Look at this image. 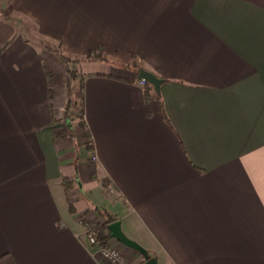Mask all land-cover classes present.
<instances>
[{
	"label": "crops",
	"instance_id": "obj_1",
	"mask_svg": "<svg viewBox=\"0 0 264 264\" xmlns=\"http://www.w3.org/2000/svg\"><path fill=\"white\" fill-rule=\"evenodd\" d=\"M15 13L79 59L70 83ZM0 14V264H108L81 234L98 211L158 264H264V0H0Z\"/></svg>",
	"mask_w": 264,
	"mask_h": 264
},
{
	"label": "built area",
	"instance_id": "obj_2",
	"mask_svg": "<svg viewBox=\"0 0 264 264\" xmlns=\"http://www.w3.org/2000/svg\"><path fill=\"white\" fill-rule=\"evenodd\" d=\"M141 84H145V80H139ZM79 223L83 227L81 234L85 238V242L91 250V253L108 264H134L116 247L112 246V241L100 243L97 239L95 225L89 215H83L79 218Z\"/></svg>",
	"mask_w": 264,
	"mask_h": 264
},
{
	"label": "water",
	"instance_id": "obj_3",
	"mask_svg": "<svg viewBox=\"0 0 264 264\" xmlns=\"http://www.w3.org/2000/svg\"><path fill=\"white\" fill-rule=\"evenodd\" d=\"M138 79L145 80L149 83L156 92L159 93V88L163 79L155 75L154 73L145 70L144 68H140L138 70ZM109 235L111 238L115 239L120 244L135 250L136 252L140 253V255L144 258L143 264H158L157 258L155 256H151L148 254L147 250L139 244L137 241L129 238L121 228V221L116 219L112 222H109L106 226Z\"/></svg>",
	"mask_w": 264,
	"mask_h": 264
},
{
	"label": "trees",
	"instance_id": "obj_4",
	"mask_svg": "<svg viewBox=\"0 0 264 264\" xmlns=\"http://www.w3.org/2000/svg\"><path fill=\"white\" fill-rule=\"evenodd\" d=\"M46 48L53 50L55 53H57V55L59 56V58L64 62L65 66H66V70L69 76V83L70 80H72L73 78L76 77V73L75 70L71 68V63L73 62H77L79 59H73L71 57H69V55L61 49L60 44H58L57 47H54L52 45H45ZM99 58V55H96L94 53H88L85 57V59H90V58ZM151 89V85L147 82H145V88H144V92L146 96H149V91ZM70 100H67V104H66V114H68V110L71 106L70 104ZM82 118V115H81ZM81 122H83V120L81 119ZM88 147H91V142H89ZM98 215L101 216L103 218V222L99 223L96 225L95 229H96V234H97V239L100 243H104L107 242L108 240H111L113 238L110 237L109 232L106 228L107 224L109 222H112L114 220H116V216L109 214L105 211H98ZM144 262V258L142 257V262L141 264H143Z\"/></svg>",
	"mask_w": 264,
	"mask_h": 264
},
{
	"label": "rangeland",
	"instance_id": "obj_5",
	"mask_svg": "<svg viewBox=\"0 0 264 264\" xmlns=\"http://www.w3.org/2000/svg\"><path fill=\"white\" fill-rule=\"evenodd\" d=\"M12 15L15 16L17 22H19V21L21 22L20 25H21V28H22V32L25 33L31 39H34L38 44H40L42 46H45V45H52L54 47L58 46V43H51V42L47 41L44 37H42L38 32H36L35 27L33 26V24L29 20L25 19L21 15H18L17 13L12 14ZM0 16H2V14H0ZM70 65H71V68L75 70L76 75H78L77 74V70H76V67H77L76 66V62H73ZM78 111L80 112V115H81V111L82 110H79V108H78ZM84 141H85V144L87 145L90 142L89 137L85 136ZM100 218H102V217H100ZM100 221L101 220L98 219L96 222H93L95 227H96L97 224L103 222V221H101V222ZM116 243H119V242H116ZM116 243L112 242L111 244H112V246H116L124 254V256L129 259V261L131 263L141 264L142 256L140 255V253H138L135 250L130 249V248L124 246V245H123V247H120Z\"/></svg>",
	"mask_w": 264,
	"mask_h": 264
}]
</instances>
